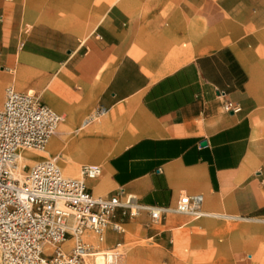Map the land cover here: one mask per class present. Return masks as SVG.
<instances>
[{"label": "crops", "instance_id": "0c3cea01", "mask_svg": "<svg viewBox=\"0 0 264 264\" xmlns=\"http://www.w3.org/2000/svg\"><path fill=\"white\" fill-rule=\"evenodd\" d=\"M57 2L37 0L34 21L0 0V110L8 88L32 91L62 125L45 147L55 159L35 163H100L86 180L94 196L122 190L170 210L158 222L117 209L124 232L107 229L95 246L122 245L135 222L172 243L168 264H181L176 233L189 264H264V0ZM184 195L217 216L174 213Z\"/></svg>", "mask_w": 264, "mask_h": 264}, {"label": "built area", "instance_id": "2783aa9c", "mask_svg": "<svg viewBox=\"0 0 264 264\" xmlns=\"http://www.w3.org/2000/svg\"><path fill=\"white\" fill-rule=\"evenodd\" d=\"M225 108L239 110L231 103ZM60 121L35 93L6 90L0 110V264H90L89 257L96 253L103 264H123L118 245L99 250L92 244L103 243L107 229L124 232L123 225L113 221L115 211L121 209L129 217L144 211L161 221L170 210L137 205L132 197L122 198V190L94 196L86 180L100 175L96 165L81 166V178L72 179L45 160L28 167L23 180L17 179L19 153L43 149ZM201 203L200 195H184L172 211L197 219L204 215Z\"/></svg>", "mask_w": 264, "mask_h": 264}, {"label": "rangeland", "instance_id": "374dc122", "mask_svg": "<svg viewBox=\"0 0 264 264\" xmlns=\"http://www.w3.org/2000/svg\"><path fill=\"white\" fill-rule=\"evenodd\" d=\"M6 1L11 3L12 5L16 4V5L20 6L21 12H23V11L29 12L32 20H34V21L37 20V0H6ZM63 1H64L63 3L57 2L58 6L62 7L61 9L63 11L71 10L72 4L71 3L69 5L66 4L67 0H63ZM91 1H93L92 3L94 5H96L99 0H91ZM9 10H10L11 14L14 11V9L12 7H10ZM27 26H28L27 23L19 24L18 34L20 36H22V34H24L26 32ZM94 115L97 116V114H94ZM90 118H92V117H90ZM58 127L61 130L62 125H60ZM58 127H57V130H58ZM68 132H71V131H68ZM77 132H82V131H77ZM52 138H54V136ZM51 139H50V141H51ZM85 150L87 151L86 154H88L89 152L91 153V151H89L88 149L85 148ZM102 156L103 155L99 154L97 158L98 159L102 158ZM45 158L54 160L55 156H51V157L49 156V157H45ZM62 158H64V157H62ZM95 158H93V159H95ZM64 159L68 160L69 158H64ZM63 162H65V161L59 162V165H60L62 171H63V165L69 164V162L63 164ZM85 163H88V162H81L80 164L79 163L75 164L78 166L79 169L77 167H75L74 165H72L73 168L70 171L69 175L68 176L65 175V176L73 177V178L80 177L79 176V170L81 169V166H83V164H85ZM89 163H93V162H89ZM94 164H97L99 167L102 166L100 163H94ZM26 170L27 169L25 168L24 171L26 172ZM137 215H135L133 217H129L128 215L123 216L122 214H120V216L124 219L125 218L135 219L137 217ZM142 227H146V226L142 225V223H135V222H133L132 225L129 227L124 226L125 238H124L122 245L117 247V250L120 253H122L123 264H168L169 263V253L171 252L172 243H166L164 245H160V244L156 243L153 239L147 237L145 230H143ZM200 232H201V230H199V233ZM177 237L178 236L176 233V236L174 238V243H173L174 247L172 249L174 257L181 256L182 257L181 258V264L193 263L192 259L190 260L187 258L190 245H188V243L179 242V239ZM118 242H119V240H118ZM95 255H97V253L94 254L93 256H95ZM93 256L89 257V261L91 264H93ZM173 264H178V261H174Z\"/></svg>", "mask_w": 264, "mask_h": 264}, {"label": "bare ground", "instance_id": "6f19581e", "mask_svg": "<svg viewBox=\"0 0 264 264\" xmlns=\"http://www.w3.org/2000/svg\"><path fill=\"white\" fill-rule=\"evenodd\" d=\"M32 92V91H31ZM88 121H89V119H87V120H85V121H83L82 123H81V127L83 128V127H85L86 125H87V123H88ZM58 127V126H57ZM59 132H63V131H59ZM67 132V131H66ZM51 137H53L52 135L49 137V139H48V141H47V144H48V142H49V140L51 139ZM52 141V140H51ZM46 144V145H47ZM46 145H45V147H46ZM44 147V148H45ZM32 149V148H28V149H25V150H23V151H21L20 153H19V159H18V167H17V169L15 170V172H14V176L17 178V179H20V180H23L24 178H25V176H26V172L22 169V167L24 166V165H32L33 163H35L36 161H37V158H45V157H49L50 156V149ZM50 148V147H49ZM64 163H68V162H63V164ZM73 164H71V163H69V164H64L63 165V171H62V173L64 174V175H69V173H70V171L72 170V168H73V166H72ZM66 176V177H67ZM79 176L80 177H78V178H73V177H69V178H72V179H80L81 178V170H79ZM203 213V212H202ZM204 215L203 216H205V215H207V216H212V217H216L217 215L216 214H211V213H203ZM223 218H231V217H228V216H224ZM93 244V246H95V244L94 243H92ZM68 245H69V243H68ZM118 246H121V244L120 245H118ZM117 246V247H118ZM91 256H93V255H91ZM91 264V263H90ZM93 264H103V262H102V258H101V255L100 254H97V255H95V256H93Z\"/></svg>", "mask_w": 264, "mask_h": 264}, {"label": "water", "instance_id": "95a60500", "mask_svg": "<svg viewBox=\"0 0 264 264\" xmlns=\"http://www.w3.org/2000/svg\"><path fill=\"white\" fill-rule=\"evenodd\" d=\"M205 143L203 142L202 145H204Z\"/></svg>", "mask_w": 264, "mask_h": 264}]
</instances>
